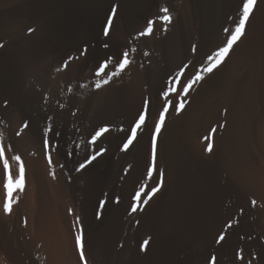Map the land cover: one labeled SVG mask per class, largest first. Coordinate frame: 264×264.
Returning <instances> with one entry per match:
<instances>
[{
	"label": "bare ground",
	"instance_id": "1",
	"mask_svg": "<svg viewBox=\"0 0 264 264\" xmlns=\"http://www.w3.org/2000/svg\"><path fill=\"white\" fill-rule=\"evenodd\" d=\"M241 7L242 0H0V146L13 177V155L25 168L24 190L14 191L5 213L0 162L2 264H64L65 255L42 254L41 243L45 230L70 220L86 264L117 254L125 236L139 250L148 241L143 252L162 264H264V0L223 63L202 71ZM197 73L204 79L183 95L181 83ZM168 101L185 105L165 115L149 178L151 134ZM101 128L108 131L92 142ZM157 185L132 212L136 191ZM65 257L78 264L80 253Z\"/></svg>",
	"mask_w": 264,
	"mask_h": 264
},
{
	"label": "snow or ice",
	"instance_id": "2",
	"mask_svg": "<svg viewBox=\"0 0 264 264\" xmlns=\"http://www.w3.org/2000/svg\"><path fill=\"white\" fill-rule=\"evenodd\" d=\"M256 3H257V0H242V7L240 9V15L238 17V22L235 23L234 29H224V31L226 33H228V35L226 36V39H225V43L223 44L222 47H219L214 52V54L209 55L207 57V60L209 63L206 67H204L202 69V71L204 73H212L216 68H218L220 66V64L223 63L225 58L228 56L230 51L233 49V46L239 41L241 36L244 34L246 22L249 20V17L253 12V9H254V6L256 5ZM161 11L164 13H167L168 10L167 9H161ZM112 12H113V14L116 12L115 7H113ZM160 19L165 21V22H170V17L168 15H163L162 17H160ZM107 21H108V26H110L112 24V21H113V16L110 15L109 17H107ZM148 23H149V26H151L152 21H149ZM108 26H106L104 28V34L105 35L108 34V30H109ZM29 31H32V30L29 29ZM127 57H128V53L125 52L123 54V58L118 62L117 67L120 70H123L127 66L128 62H129ZM105 67H106V65H105ZM203 79H204V77L200 73H197L194 76V79H190L186 84L181 83L180 86L183 89L182 94L187 95L189 90L193 86V84L196 82H199ZM105 82H107V81H105ZM97 87H99V85H97ZM172 91H174V89H168V91H165L163 93V96L165 97V99H167V97L169 96V93ZM184 105H185L184 101H181V102L175 103V104H173V102H171V101H168L167 103L164 104L163 110L160 111V113H159V118L155 122L154 131L151 134V162H150V165L147 169V175L149 178L152 177L153 172L156 170L157 138H158V135L161 132V128L164 124L165 115L168 112L170 106L175 107L176 112L179 113L184 108ZM145 109H147V102H145ZM146 116H147L146 110L142 111L141 113L138 114V119L136 120L135 124L131 127L130 134L126 138V142L124 144L125 150L136 139L138 129L142 128L145 125ZM25 126H27V125H25ZM107 131L108 130L106 128H101L92 137V142H95L98 137H100L103 133H105ZM213 132H215V129H213ZM17 135H19V133H17ZM48 147H49L48 141L45 140V149H47ZM211 149H212V145L209 144L207 150L211 151ZM9 150H11V149H9ZM98 155H101V153H99V152L96 153V155H94L91 159H95L96 156H98ZM12 160L16 161V163L19 165L18 175H16L15 177H13V175H12L9 160L5 155V149L3 146H0V162H2V164H3L4 175H5L4 187H5L6 192H7V199L5 200L4 205H3V209H4L5 213H10V211H11L12 197H13L14 191L22 192L24 190V187H25V168H24V164L21 160V157L19 155H13ZM48 161H49V164L51 165L52 161H51L50 156H48ZM90 162H91L90 160H86V163H90ZM85 166H86L85 163H81L77 170L79 171L80 169L85 168ZM144 188H145V186H142L138 191H136L135 195L133 196L132 199H133L134 203L131 205V211L132 212L137 211L139 202L142 201L143 203L146 204L147 201L150 200L152 198V196H154L160 190L159 185L151 187L150 192H145ZM144 197H147V199H144ZM116 202L118 203L119 201L117 200ZM100 203H101V207H103L105 202L101 201ZM97 215L99 218L100 214L97 213ZM224 238H225L224 235L220 234L216 240V243L217 244L221 243V241H223ZM76 243H77L78 249L80 250V259L82 262H85V264H86L83 247L81 245V236L80 235H77ZM147 244H148V241H144L143 244L141 245L140 250L144 251L145 246ZM209 264H215V257L211 258V260L209 261Z\"/></svg>",
	"mask_w": 264,
	"mask_h": 264
},
{
	"label": "rangeland",
	"instance_id": "3",
	"mask_svg": "<svg viewBox=\"0 0 264 264\" xmlns=\"http://www.w3.org/2000/svg\"><path fill=\"white\" fill-rule=\"evenodd\" d=\"M68 224H69V226L67 225L68 227L66 226V224L65 225L63 224L61 227L59 223H54L52 225L53 227H51V228L48 227V228H50L49 230L46 228L47 230H45L44 243L43 244L41 243V246H43V247L45 246V248H43V247H42L43 249L41 248L42 254L43 253L44 254H47V253L48 254H53V253L55 254V252H56V254H62V256L63 255L70 256V254H74V253L79 254L80 253V250L78 249L77 244H76V237L77 236L74 235L75 232H74V228L72 226V221L71 220L68 221ZM68 228H70V230H68ZM46 232H47V234H46ZM61 232H63V234ZM56 234H60V235L62 234L64 237L62 236L63 237L62 238L61 236L56 235ZM67 235H68V237H67ZM71 236H73V238ZM17 237H18V239H16V238L15 239L18 242H20V239H21L20 234H18ZM59 237H61V239ZM70 237H71V239H70ZM57 240H58V242H57ZM68 240H70V241H68ZM132 240L134 241L133 238H132ZM132 240H129L127 238V236H125L123 238L120 237L118 242L115 244V249H116L117 254H115L114 252H112V254H97V264H162L160 261L156 260L154 254H147V253L139 250L138 247L136 246V243H134ZM60 243H61V247H60V245L58 246V244H60ZM63 243L65 244L64 246H62ZM56 244L59 248L56 246ZM69 244H70V246H69ZM72 245H74V246H72ZM118 246H120V247L117 248ZM17 247H19V246H17ZM55 247L57 249H61V250H57ZM65 256H63V258H62L64 260L63 261L64 264H66L70 261L69 257L67 260H65L67 258ZM64 257H65V259H64ZM78 260H79L78 264H85V262H82L80 258ZM0 264H2L1 261H0ZM69 264H71V263H69Z\"/></svg>",
	"mask_w": 264,
	"mask_h": 264
}]
</instances>
